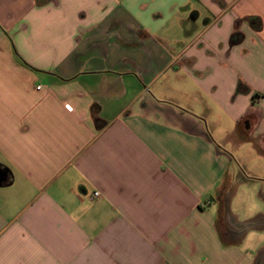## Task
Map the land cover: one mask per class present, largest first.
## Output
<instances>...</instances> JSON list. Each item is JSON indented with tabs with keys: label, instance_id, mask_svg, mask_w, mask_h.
Wrapping results in <instances>:
<instances>
[{
	"label": "crops",
	"instance_id": "1",
	"mask_svg": "<svg viewBox=\"0 0 264 264\" xmlns=\"http://www.w3.org/2000/svg\"><path fill=\"white\" fill-rule=\"evenodd\" d=\"M0 173V264H264V0H0Z\"/></svg>",
	"mask_w": 264,
	"mask_h": 264
},
{
	"label": "rangeland",
	"instance_id": "2",
	"mask_svg": "<svg viewBox=\"0 0 264 264\" xmlns=\"http://www.w3.org/2000/svg\"><path fill=\"white\" fill-rule=\"evenodd\" d=\"M236 168L238 169L239 178L247 177L248 172L245 168L240 164H236ZM261 235L264 236V232H250L245 236L244 247L247 256L252 260L258 254V252L264 248V238L261 240ZM260 253V252H259ZM262 253V252H261ZM260 253V254H261ZM262 257V255H261Z\"/></svg>",
	"mask_w": 264,
	"mask_h": 264
},
{
	"label": "trees",
	"instance_id": "3",
	"mask_svg": "<svg viewBox=\"0 0 264 264\" xmlns=\"http://www.w3.org/2000/svg\"><path fill=\"white\" fill-rule=\"evenodd\" d=\"M255 20L258 21V19H255ZM240 37H241L240 34L235 33V34H233V36L231 37L230 42H231L232 44H235V43L238 42V40L240 39Z\"/></svg>",
	"mask_w": 264,
	"mask_h": 264
},
{
	"label": "built area",
	"instance_id": "4",
	"mask_svg": "<svg viewBox=\"0 0 264 264\" xmlns=\"http://www.w3.org/2000/svg\"><path fill=\"white\" fill-rule=\"evenodd\" d=\"M97 197H99V193H98V192H94V193L92 194L91 200H93V199H95V198H97Z\"/></svg>",
	"mask_w": 264,
	"mask_h": 264
},
{
	"label": "water",
	"instance_id": "5",
	"mask_svg": "<svg viewBox=\"0 0 264 264\" xmlns=\"http://www.w3.org/2000/svg\"><path fill=\"white\" fill-rule=\"evenodd\" d=\"M3 179V175L0 173V181H2Z\"/></svg>",
	"mask_w": 264,
	"mask_h": 264
}]
</instances>
